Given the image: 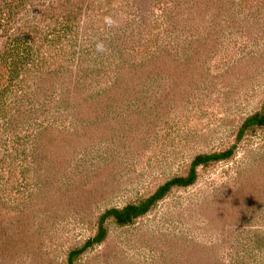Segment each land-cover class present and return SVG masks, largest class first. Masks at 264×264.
<instances>
[{
    "label": "rangeland",
    "instance_id": "obj_1",
    "mask_svg": "<svg viewBox=\"0 0 264 264\" xmlns=\"http://www.w3.org/2000/svg\"><path fill=\"white\" fill-rule=\"evenodd\" d=\"M264 0H0V264H264Z\"/></svg>",
    "mask_w": 264,
    "mask_h": 264
},
{
    "label": "trees",
    "instance_id": "obj_2",
    "mask_svg": "<svg viewBox=\"0 0 264 264\" xmlns=\"http://www.w3.org/2000/svg\"><path fill=\"white\" fill-rule=\"evenodd\" d=\"M264 128V106L260 112L247 117L241 124L236 135V141H240L246 132L254 129ZM234 151V147L227 149L224 152L210 155H199L193 159L189 170L185 176L174 177L161 186H159L153 194L147 198L125 206L122 209H109L105 211L98 219V228L96 235L88 240L81 248L71 251L67 256V264H74L75 259L94 244L101 243L106 236L104 223L107 220H113L118 225H127L132 223L137 218L145 215L151 208L162 199L170 189L174 187L184 188L191 186L196 178V168L205 166L210 162L228 159Z\"/></svg>",
    "mask_w": 264,
    "mask_h": 264
}]
</instances>
